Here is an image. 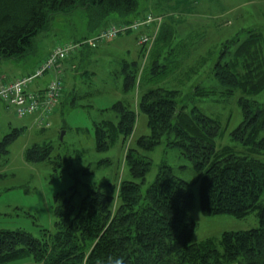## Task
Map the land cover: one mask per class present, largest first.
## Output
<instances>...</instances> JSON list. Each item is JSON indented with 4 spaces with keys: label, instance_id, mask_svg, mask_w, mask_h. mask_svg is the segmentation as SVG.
I'll use <instances>...</instances> for the list:
<instances>
[{
    "label": "trees",
    "instance_id": "16d2710c",
    "mask_svg": "<svg viewBox=\"0 0 264 264\" xmlns=\"http://www.w3.org/2000/svg\"><path fill=\"white\" fill-rule=\"evenodd\" d=\"M139 4L140 0H0V60L28 54L34 39L58 14L83 9L96 26L111 20L130 23L149 13L142 14ZM160 33L145 64L143 50L136 60L123 62V91L139 94L136 107L132 101H119L109 109L117 122L109 119L95 124L97 152L110 150L120 139L124 145L130 142L125 155L129 177L109 184L106 190L88 186L77 205L73 203L76 190L57 201L55 230H43L41 237L23 230H0V264H107L109 257L119 256L126 264H264V160L217 152L221 124L198 105L181 104L182 91L169 87L179 65L176 68V62L164 58L163 49L172 36L162 39ZM247 34L223 61L234 43L228 40L211 70L227 90L217 92L198 84L191 95L217 101L218 94L228 97L240 92L238 104L244 119L232 136L253 151H261L264 102L250 97L264 91L262 34L256 30ZM137 111L147 116L150 135L134 143ZM17 134L0 142V160ZM164 136L202 174L199 198L205 215L241 219L255 213L259 226L194 242L196 222L190 214L194 192L186 180L163 165L156 180L142 192L152 165L146 153ZM53 151L47 143L35 144L27 150L26 159L55 162Z\"/></svg>",
    "mask_w": 264,
    "mask_h": 264
},
{
    "label": "rangeland",
    "instance_id": "374dc122",
    "mask_svg": "<svg viewBox=\"0 0 264 264\" xmlns=\"http://www.w3.org/2000/svg\"><path fill=\"white\" fill-rule=\"evenodd\" d=\"M139 9L142 14L152 12L164 16L162 29L164 26V31L170 30L169 34L174 37L163 49L164 58L167 62H176V68L179 65L176 79L173 78L168 85L182 91L181 104H188L189 107L198 105L220 122L221 128L216 138L217 152L224 155H252L264 160V150L253 151L249 145L245 146L232 136L244 119L238 104L240 92L228 97L218 94L215 96L217 101L191 95L193 87L198 84L213 87L217 92L227 90L211 74V70L228 40L233 39L234 43L228 47L229 53L222 58L223 61L230 58L250 30L262 34L264 54V0H140ZM111 17L116 19L115 15ZM94 20L83 9L54 16L50 26L34 39L33 48L28 54L19 59L0 60V77L10 80L31 75L55 46L73 42L79 39L77 37L88 35L86 38H90L94 31L105 25L102 21L96 26ZM140 48V53L143 50L144 64L147 48ZM106 49L108 51L100 53L98 62L93 66L100 74V84L92 86V80L81 81L72 90L74 84L64 83L63 105L51 119L50 128L38 127L34 115L18 117L17 109L0 98V142L13 132L18 133L8 147V154L0 160V230H23L41 237L43 230H55L57 201L61 202L62 198L76 190L73 203L77 205L88 186L106 190L109 184L129 177L125 162L129 141L124 145L120 139L105 152L95 149V124L109 119L117 122V115L109 109L119 101H132L136 107L139 98L138 93H124V77L118 75L116 69L111 70L112 63L105 59L118 49ZM53 78L54 72L49 71L35 80L29 90L36 91L39 84H48ZM250 98L264 102V91ZM63 132L66 134L61 141ZM148 135V118L137 111L132 136L134 143L141 136ZM168 140L164 136L157 146L146 153L152 165L142 192L145 193L156 180L163 165L171 167L176 177L186 180L194 192V203L190 209L196 222L194 242L207 238L219 239L227 231H245L259 226L255 213L241 219L230 215H205L199 198L202 174L183 155L182 150L172 146ZM44 143L54 148L52 157L56 161H28L27 150L35 144ZM86 169L88 171L84 172Z\"/></svg>",
    "mask_w": 264,
    "mask_h": 264
},
{
    "label": "built area",
    "instance_id": "2783aa9c",
    "mask_svg": "<svg viewBox=\"0 0 264 264\" xmlns=\"http://www.w3.org/2000/svg\"><path fill=\"white\" fill-rule=\"evenodd\" d=\"M163 16L148 13L130 23L112 24L93 37L59 44L51 54L29 76L6 80L0 77V98L17 109L18 117L35 116L40 128L51 127V117L64 96L63 62L84 47L95 48L111 42L121 35L140 33L138 44L147 48L145 60L149 57L163 24ZM53 71L54 78L44 89L30 91L34 81Z\"/></svg>",
    "mask_w": 264,
    "mask_h": 264
},
{
    "label": "crops",
    "instance_id": "0c3cea01",
    "mask_svg": "<svg viewBox=\"0 0 264 264\" xmlns=\"http://www.w3.org/2000/svg\"><path fill=\"white\" fill-rule=\"evenodd\" d=\"M157 15H161V14H157ZM113 23H118V22H115L114 20L109 21V23L101 26V28H99V29L96 28L97 30L94 31L91 36L98 33L100 31V29L106 28ZM169 32H170V30H168V29L164 31V26H163V29L161 31V35H162L161 38L165 39V37L169 34ZM87 36L88 35H86V37ZM86 37L85 36L77 37V38H79V39H77V41L82 40ZM138 37H139V34L123 35V36H120L118 39H116L112 42L101 44V45L97 46L96 48H84V49L80 50L79 52H77V54L70 57L71 59L68 58L66 60V62L63 63V77L65 80L64 83L67 85H68V83L71 85L74 84L72 90H74L75 87H77V85L81 81L84 83L86 81L92 80L90 82V84L92 86L100 84V82H99L100 74L96 73V71L93 69V66H95L96 62H98L99 54L105 53L106 51H108L106 48H109V47H111L112 49L117 48L118 52H116L113 55L106 56L105 59H108L112 63L110 65L111 70L116 69L117 74L124 77V75L122 74L123 62L136 60L140 55L141 48L138 45ZM173 39H174V37L172 36L171 42L173 41ZM52 77H53V75H52ZM6 80H8V79H6ZM46 84L47 83L39 84L37 86V88L44 89V88H46V86L49 83L47 85ZM65 84H64V87H65ZM97 92H100V91H97ZM63 97H62V99H63ZM62 99H61V103L59 104L58 108L56 109V111L52 115V118H54V116L57 114L60 106L63 105ZM134 99H135V96H134ZM135 100H137V99H135ZM106 110H108V109H106ZM106 110H104V111H106Z\"/></svg>",
    "mask_w": 264,
    "mask_h": 264
},
{
    "label": "clouds",
    "instance_id": "9594fccd",
    "mask_svg": "<svg viewBox=\"0 0 264 264\" xmlns=\"http://www.w3.org/2000/svg\"><path fill=\"white\" fill-rule=\"evenodd\" d=\"M107 264H126V261H125V258L123 256L109 257Z\"/></svg>",
    "mask_w": 264,
    "mask_h": 264
},
{
    "label": "water",
    "instance_id": "95a60500",
    "mask_svg": "<svg viewBox=\"0 0 264 264\" xmlns=\"http://www.w3.org/2000/svg\"><path fill=\"white\" fill-rule=\"evenodd\" d=\"M65 134H66V132H63V133L61 134V141L64 140V136H65Z\"/></svg>",
    "mask_w": 264,
    "mask_h": 264
},
{
    "label": "bare ground",
    "instance_id": "6f19581e",
    "mask_svg": "<svg viewBox=\"0 0 264 264\" xmlns=\"http://www.w3.org/2000/svg\"><path fill=\"white\" fill-rule=\"evenodd\" d=\"M71 59V58H70Z\"/></svg>",
    "mask_w": 264,
    "mask_h": 264
}]
</instances>
